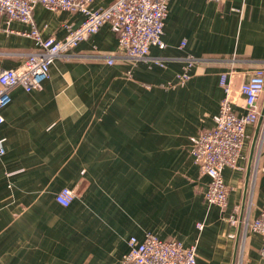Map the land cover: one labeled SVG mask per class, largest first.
Masks as SVG:
<instances>
[{"label":"crops","instance_id":"crops-1","mask_svg":"<svg viewBox=\"0 0 264 264\" xmlns=\"http://www.w3.org/2000/svg\"><path fill=\"white\" fill-rule=\"evenodd\" d=\"M83 19L33 8L43 38L62 39ZM29 30L1 19L0 69L36 48ZM162 40L147 59L107 64L93 55L120 46L104 23L75 47L79 56L53 61L40 89L10 91L0 125V264H122L128 239L145 233L195 244L196 264H264L261 237L245 226L264 207V121L247 189L257 123L246 128L237 166L222 171L225 208L204 200L208 177L190 154L191 137L214 124L221 72L234 70L231 107L245 113L240 85L264 65V0H168ZM188 55L219 60L197 63L180 82ZM62 187L74 194L66 207L54 199Z\"/></svg>","mask_w":264,"mask_h":264},{"label":"built area","instance_id":"built-area-1","mask_svg":"<svg viewBox=\"0 0 264 264\" xmlns=\"http://www.w3.org/2000/svg\"><path fill=\"white\" fill-rule=\"evenodd\" d=\"M93 0H0V22L5 17L9 24L17 20L29 25L26 34L35 41L36 48L26 52L24 60L17 66L0 69V125L3 123L1 109L10 101V91L21 86L25 91L40 89L49 76V68L57 58L69 59L79 56L74 53L79 42L97 32L101 25L108 23L117 37L120 49L113 54L96 53L93 56L112 64L116 59L138 61L149 58L150 46L164 48L162 40L164 21L167 15L168 0H113L108 6L92 8ZM223 3L225 0H209ZM56 11H80L83 21L76 27L66 25L67 33L62 39L41 37L33 20L35 4ZM182 45V44H181ZM211 57H184L183 71L178 75L180 82L189 77L191 67L197 63L218 61ZM162 65L159 59L154 60ZM234 70L223 71L219 75V85L223 96L219 102L214 124L202 129L191 137L190 154L199 172L208 177L204 191L206 203L225 208L228 199V186L222 175L224 168H234L242 157L247 139L246 128L257 123L261 106L259 100L264 95V65L252 69L240 85L244 97L245 113L237 115L230 102L231 81ZM264 121V116H263ZM4 153L0 139V155ZM74 198L72 190L62 187L55 195V201L68 206ZM232 224L237 220L229 217ZM200 230L203 225L196 224ZM245 226L261 237L259 253L264 257V207L258 215L245 220ZM128 249L122 257V264H196L195 244L183 245L175 238L162 239L152 233H145L141 240L131 236Z\"/></svg>","mask_w":264,"mask_h":264},{"label":"water","instance_id":"water-1","mask_svg":"<svg viewBox=\"0 0 264 264\" xmlns=\"http://www.w3.org/2000/svg\"><path fill=\"white\" fill-rule=\"evenodd\" d=\"M263 116H264V103H263V105L261 107L260 115L258 117L257 124H256V130H255L252 142H251L249 158H248L249 159L248 160V167H247V172H246V177H245V184H244V189L245 190L247 189L251 162H252V159H253L254 150H255V146H256V143H257L258 136H259V132H260V129H261V126H262V123H263Z\"/></svg>","mask_w":264,"mask_h":264}]
</instances>
